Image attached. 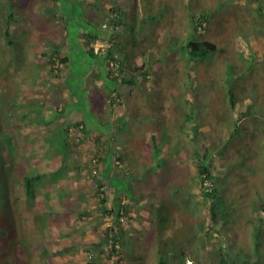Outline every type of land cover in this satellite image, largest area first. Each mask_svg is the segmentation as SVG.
Segmentation results:
<instances>
[{"label":"rangeland","instance_id":"374dc122","mask_svg":"<svg viewBox=\"0 0 264 264\" xmlns=\"http://www.w3.org/2000/svg\"><path fill=\"white\" fill-rule=\"evenodd\" d=\"M45 1L50 7L55 6L58 20L36 16L41 2L29 0L24 8L28 15L27 25L24 27L18 19L12 25L13 36L20 46H24L25 61L21 63V72L15 73L14 66H10L13 72L8 71V63H0V175L5 173L7 166L8 171L15 173V178H21L26 169L51 173L61 171L59 175L45 176V182L32 197L20 190L22 186L14 189V194L20 195L14 208L15 220L11 212L0 211V259L8 264H88L94 253L92 245L101 239L103 227L115 222L113 219L103 222L97 199L93 196V169L100 163L93 161L97 147L93 140L82 138L81 131L73 127L80 120L95 123L96 111L102 106L106 90H96L87 78H82L78 87L85 96L80 100L82 104L77 106L74 94L69 92L72 90L78 95L76 88L67 86L61 79L55 86L56 91L49 89L43 74H38V62L40 52L51 48L47 43L60 44L62 52L69 58L62 75L69 73V66L77 69L81 65L79 70H91L90 57L83 48V34L95 30L87 21L96 9L93 4L101 3L98 0ZM81 1L83 4L76 7L75 4L79 5ZM104 1L102 5L108 10L111 0ZM249 1L120 0L121 27H117L114 38L123 71L114 85H120L118 89L123 106L121 110L112 112L111 120L112 114L106 110V122L98 128L105 137L113 135L106 138L116 148L112 156L114 169L109 170L110 175L116 164L135 172L140 162H148V157L154 154L153 136L157 137V142L166 136H185L179 132V125L185 122V114L195 115L186 123L189 135L193 134L191 126L200 122L201 130L207 136L201 140V153L209 155L211 150L214 165L218 167L220 161L211 141H217L220 128L231 124L237 117L229 97L231 84L236 88L235 107L239 111L242 107L264 105V21H254ZM189 14L206 16L203 23L206 29L199 30L196 36L188 30ZM196 27L200 29L199 24ZM99 28L98 35L103 41H97L94 46L98 47V54H102L114 41L112 34L115 28L107 20L101 21ZM197 38H208L218 48L216 52L209 53L205 61L189 62L182 50L188 40ZM45 41L47 43L43 46ZM5 49V41L1 39V61L10 56ZM33 67L37 70L29 74ZM98 83L105 86L103 80H98ZM223 85L227 89L226 99L221 98L225 93ZM87 104L95 110L89 112ZM27 107H31L30 113ZM60 107L66 110L64 116L61 112L60 116L56 115ZM43 109L49 116L53 114L52 122L46 121L41 112ZM120 115L124 118L120 119ZM122 120L125 124L119 127ZM70 124L71 128L67 130ZM185 141L192 140L189 137ZM188 149L182 151L181 160H175L171 167L176 182L186 181V168L192 167V163L185 160L189 155ZM181 150H185L184 147ZM122 151L126 152L124 163L117 159ZM170 152L177 153L174 149ZM50 154L55 157L49 158ZM261 157L254 155L252 158L257 167L262 164ZM259 177L258 173L254 174L248 179L249 184L259 181ZM132 181L133 178L129 177L125 187L130 183L138 192L145 191L146 186ZM196 182L192 190H198L200 180L196 179ZM124 188L117 187L115 181L107 183L108 207L116 203L117 193H121L123 199H132L128 188ZM150 188L148 186L146 190ZM153 188L161 191L160 180L156 176ZM6 195L4 181L0 184L2 209L7 207ZM164 205L167 206L166 203ZM131 214H138L137 208ZM173 218L175 222L163 232V236L173 235L180 226L178 212L173 214ZM244 222L242 220L240 225ZM120 234L129 242L128 248H120L122 264L134 261L133 242L147 252L146 259L153 264L151 240L159 237L155 226L147 222L145 226L135 219L126 218ZM137 237L139 241H136Z\"/></svg>","mask_w":264,"mask_h":264},{"label":"trees","instance_id":"16d2710c","mask_svg":"<svg viewBox=\"0 0 264 264\" xmlns=\"http://www.w3.org/2000/svg\"><path fill=\"white\" fill-rule=\"evenodd\" d=\"M39 1L41 6L38 7L39 11L35 15L50 16L51 19L58 20L55 6L50 7V4L45 0ZM98 2L101 5L98 3L93 4L96 9L92 13L91 19L87 21L89 25L94 26L95 30L83 34V48L86 49L85 51L90 57V67L92 65L93 68L91 70L86 68L81 71L79 70L81 65L77 69L69 66V73L62 75L61 71H63V67L68 65L69 58L62 52L60 44L52 45L46 41L42 45L44 46L47 43L49 46L51 45V48L48 51L42 50L40 52L38 62V74H43L45 85H48L49 89L56 91L55 86L59 85L61 79L64 80L67 86L76 88L78 95L73 93L72 90L68 91L74 94L73 98H76L74 100L78 101L77 106L82 104L80 100H82V96H85L79 92L80 88L78 87L82 78H87V81L92 84L98 80H103L105 84V98L102 99L103 101L101 100L102 109L97 108L94 125L89 121L86 123L84 120H80L76 121L73 127L74 130L81 131L82 138L93 140L97 147L94 156L96 159L93 161L94 163H100L99 166L96 164L95 170L93 169V196L97 199L103 222L106 223L109 219H113L115 222L114 224H106L103 227L101 239L92 245L94 253L88 264H122L123 257L120 248L129 247V242L123 240L120 234L123 220L125 221L126 218L135 219L145 226L146 222L150 223L159 231V237L151 240V252H154L153 264H264V212L262 211L264 209V105L258 108L242 107L239 111L235 107L236 88L231 84L229 97L237 117L231 124L220 128L221 132L217 141H211V147L214 148L220 161L218 167L214 165L211 150H209V155L201 153V140L207 136L201 130L200 122L197 121L191 126L193 134L192 136L189 135L186 123L188 118H195V115L185 114V122L179 125V132L184 133L185 136L175 135L176 138L166 136L164 140L159 142H157V137L153 136L151 143L155 155L148 157L147 161L149 163L145 160L140 162L139 169L135 172L130 169L127 170L125 166L121 167L120 164H116L114 172L112 171L113 174L110 175L109 170L114 169L112 156L113 153L115 154L114 149L116 148L106 138L108 136L111 138L113 135L108 134L105 137L98 128L101 123L106 122V110L112 114L114 111L121 110L123 106L120 89H118L120 85L117 87L114 85L123 71L114 38L118 30L117 27H121L120 10L122 6L120 0H111L109 9L106 10L103 7L105 1L98 0ZM27 3H29V0H0V40L4 39L6 44L5 53L10 55L2 61L0 60V63L4 64V61H6L8 71L10 66H14L15 73L21 72V63L23 64L25 61L24 46L18 44L11 28L17 19L21 20L24 27L27 25L28 15L24 10ZM249 3L251 4L250 9L254 12L252 15L254 21H264V0H250ZM249 3L247 5H250ZM81 4H83V1L79 5L75 4V6ZM188 16L191 17L188 30L193 32L195 36L200 33H198L199 30L206 29L203 28V23L206 21L205 15L189 14ZM106 20L115 28L112 34L114 41L107 48H103L105 51L102 54H98L99 51L95 52L94 44L99 40L103 41L98 35L100 32L98 29L100 30V22ZM32 21L34 23V20ZM198 24L200 29L196 27ZM107 25L105 24V27ZM189 38L187 37V39ZM217 48V44L212 40L197 38L188 40L182 51L189 62H202L208 58L209 53L216 52ZM13 51L16 52L13 53ZM103 67L105 71H103ZM35 70L37 68H31L29 74L35 72ZM10 71L13 72V70ZM223 88L225 93L221 98L226 99L228 97L226 95L227 89L224 85ZM87 105L89 106L87 109L90 108L89 112L95 110V107L92 108L89 104ZM30 109L31 107H27L29 113ZM44 110L41 111L44 118L46 121L50 120L49 122H52L51 115L53 114L49 116L47 111L44 112ZM65 111L64 109L62 111L58 109L56 115L60 116L61 112V115L64 116ZM120 116V119L124 118L123 115ZM111 119H113V114ZM124 124L125 122L122 120L121 125L118 126L121 127ZM66 128L70 130L71 124ZM189 137L192 141L186 143L185 140ZM210 138L213 139V136ZM122 141L125 142L126 140L123 139ZM105 143L106 147H104ZM183 147L185 150H181ZM170 149H174L177 153L172 154L174 152H170ZM187 149L189 155L185 160L190 161L192 167L187 166L186 168V181L176 182L171 167L175 164V160H181L182 151ZM254 155L262 156V164H259V167L252 162ZM53 157L55 156L49 155V158ZM117 159L119 162L124 163L126 152H120ZM26 170L27 172L21 178H15V173L11 170L8 171L7 166L5 173L0 175L1 182L4 184L5 181L7 191V207L4 208L2 205L3 209L0 208V211L11 212L14 220V208L20 200V195L14 194V189L22 186L20 190L24 191L27 196L32 197L41 188L40 185L45 182V176L48 174L59 175L61 171L51 173L40 169L37 171H33V169ZM256 173L260 176L259 181L249 184L248 179L254 177ZM101 174L105 176V179ZM155 176L160 180L161 191H157L156 188L152 189ZM129 177L133 178V184L144 185L146 189L151 186L150 190L145 189V191L138 192L128 183L126 187L128 192L132 194V199L130 201L123 199L121 193L119 195L117 193L116 203L108 207V191L105 190L107 183L112 184L115 181L117 187L121 189L125 187V181ZM196 179L200 180L198 190H192ZM165 203L167 206L164 205ZM206 207H208L207 210ZM134 208H137L138 211L136 215L131 214ZM175 212L179 213L181 224L173 235L163 236V232L172 227L175 222L173 218ZM242 220L245 222L240 225ZM139 240L140 238L137 237L136 241ZM133 246L135 249L134 261L130 264H149L146 259L147 252L139 249L137 242H133ZM151 258L150 253L149 259ZM1 260L0 264H8Z\"/></svg>","mask_w":264,"mask_h":264},{"label":"crops","instance_id":"0c3cea01","mask_svg":"<svg viewBox=\"0 0 264 264\" xmlns=\"http://www.w3.org/2000/svg\"><path fill=\"white\" fill-rule=\"evenodd\" d=\"M92 86H94V87H96V89H98V90H101L100 88H102V89H104L105 87H101L100 86V84L98 83V81L97 82H95L94 84H92ZM103 99L105 98V97H102ZM73 99H75L76 100V98L74 97ZM75 104H78V101H75ZM75 104H73V103H71V105H75ZM60 111H62L63 110V107H60V109H59ZM96 123H97V121H96ZM94 125V124H93ZM95 127V126H94Z\"/></svg>","mask_w":264,"mask_h":264},{"label":"built area","instance_id":"2783aa9c","mask_svg":"<svg viewBox=\"0 0 264 264\" xmlns=\"http://www.w3.org/2000/svg\"><path fill=\"white\" fill-rule=\"evenodd\" d=\"M98 51H99V50H98V47L95 46V52H98Z\"/></svg>","mask_w":264,"mask_h":264}]
</instances>
